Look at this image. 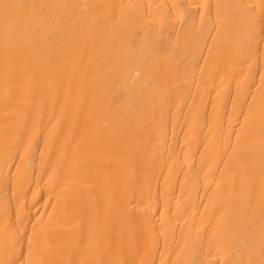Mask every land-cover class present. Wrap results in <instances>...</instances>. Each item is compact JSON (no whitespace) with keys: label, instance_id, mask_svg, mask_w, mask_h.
I'll return each mask as SVG.
<instances>
[{"label":"bare ground","instance_id":"6f19581e","mask_svg":"<svg viewBox=\"0 0 264 264\" xmlns=\"http://www.w3.org/2000/svg\"><path fill=\"white\" fill-rule=\"evenodd\" d=\"M0 264H264V0H0Z\"/></svg>","mask_w":264,"mask_h":264}]
</instances>
